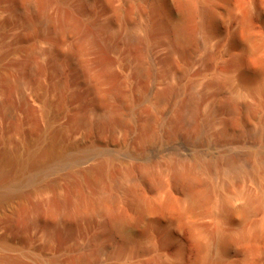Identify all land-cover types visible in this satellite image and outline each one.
I'll return each mask as SVG.
<instances>
[{
    "label": "rangeland",
    "instance_id": "1",
    "mask_svg": "<svg viewBox=\"0 0 264 264\" xmlns=\"http://www.w3.org/2000/svg\"><path fill=\"white\" fill-rule=\"evenodd\" d=\"M19 1L0 0V154L25 159L34 150L43 160L51 137L67 150L49 164L51 172L25 171L20 197L0 205V242L11 247H0V257L25 264H264V0H195L214 17L195 46L173 52L165 33L144 44L140 29L179 15L186 0H51L37 15ZM60 16L74 21L78 34L53 31ZM48 43L75 51L54 60L60 72L43 54ZM34 63L43 69L30 72ZM231 97L242 105L238 113L211 115ZM107 109L114 112L104 117ZM177 162L198 165L204 203L161 173ZM1 163L9 176L17 171ZM145 170L161 173V183L141 181ZM129 174L153 210L125 212L124 241L84 199L102 190L126 210ZM242 194L252 207L244 208Z\"/></svg>",
    "mask_w": 264,
    "mask_h": 264
},
{
    "label": "bare ground",
    "instance_id": "2",
    "mask_svg": "<svg viewBox=\"0 0 264 264\" xmlns=\"http://www.w3.org/2000/svg\"><path fill=\"white\" fill-rule=\"evenodd\" d=\"M17 1H19V0H17ZM50 1L51 0H20L19 2L20 3H22V2L25 3L26 4L25 6H27L33 13H36V15H37V13L38 14L39 13L42 14V12L44 13L43 10H45V7L49 4ZM105 1H107L106 3H108V5H109L110 2H108V0H105ZM196 1L195 0H186L184 2V4H183V6H184L183 7V12L181 11L182 13H179V15L176 14V16L173 15L174 17H169L166 14V16H164L161 19L160 22H158V23H156L154 25L146 24V25L142 26L141 29H140L141 33L143 34L141 40L143 42L144 41L145 42L146 41L149 42L152 37L157 35L159 32H163L169 37L170 44L172 45V48H171L172 52H173V50L180 51V50L186 49L187 47L190 48L191 45L195 46V43H196L197 36H198L199 32L202 31V30H206L208 28L211 20L214 17V14H215L213 9L208 8V7H204V6H199ZM62 3H64V1H62ZM85 3L87 4L89 2H85ZM161 14H162V12H161ZM61 16L58 19L55 18L57 20H55V19L53 20L56 23L55 30H53V31H55L57 34L62 33V32H66L68 34L69 33L71 34V33L75 32L76 34H78L77 31L79 30V28H78L77 24H73L72 22H74V21H72L70 23V22H68L69 20H67V19H65V18H63ZM162 16L163 15H161V17ZM56 17H59V16H56ZM198 17L201 18L200 21H197ZM50 20L47 19L48 22ZM44 21H45V19H44ZM49 23H51V21ZM105 28H106V26H105ZM52 34L55 35V33H52ZM62 38H63V36H62ZM53 41H52V43H53ZM82 41H83V39H82ZM151 41H152V39H151ZM60 42H61V40H60ZM145 42H144V44H145ZM48 45H49V43H48ZM146 45H148V43ZM47 47H48L47 49L46 48L44 49L45 51H43L44 52L43 54H47V56L49 55V59L51 58L53 60L52 62H55L54 61L55 59H57L59 57H62V56L64 57V60H65L66 58L70 57L71 52H75V51H73L74 49H72L71 52H70L71 49L70 50L68 49L69 51H67V50L65 51L63 49L64 51H62L61 48L59 49V45H55V44L54 45L53 44L49 45ZM45 57H46V55H45ZM71 59H72V56H71ZM57 62L54 63L53 68H54L55 71L60 72L61 71V66ZM41 69H43L41 67V65H38L37 63H34V64H31L30 72H38V71H41ZM105 95L106 94H101V96H103V98L105 97ZM107 97H105V98H107ZM186 105H187V107L190 110H194V108L196 106L195 99L190 97L187 100ZM241 107H242V105H239V104L235 103V101H233V99L231 97L229 99H225L224 101H222V105L221 106L211 108L210 113H211V115L215 114L216 112L222 110V108H223V109H226L228 112H230L232 114H236V113H238V111H239V109ZM247 107H248V105H247ZM113 112L114 111H112V113ZM109 113H111V112L107 109V110L104 111L103 116L107 117L109 115ZM101 117H102V115H101ZM108 119L106 118V120H108ZM48 137H51V136H48ZM53 139H55V137H51L49 139V148H47L48 149V153L46 152L48 154V156H46L47 154L45 153L46 154L45 157L46 158L48 157V158H47V161L45 160L46 158L43 159L44 162L46 161L45 163L42 162L43 164L40 163L43 160H40V159L36 160L35 159L34 156H35L36 152L35 153L32 152L34 150H32L31 152L29 151L30 153L29 154L27 153L25 155V156L28 155L25 159H17L15 157L13 158V157L4 156V155L0 154V155H2V156H0V159H1L0 163L2 162L1 165L3 164V166L6 168V167H10V165L14 164V166L16 165L15 169L17 168L16 169L17 171H14V174H13V171H11L12 174H10V176L8 175L7 170H5L4 168L0 169V177H2V179H3V176L5 177V176L8 175V177H9L8 181L6 179L5 182H7V183L5 185H1L0 184L1 185L0 186V205L9 204L10 201L13 198L20 197V194H21L20 193L21 192L20 191V186H21L22 182L25 180V178L23 179L25 171H28V173L29 172H31V173L34 172L36 174L37 173H40V174L44 173L45 171H47L50 168V167H48L49 164L53 163L52 162L53 160L57 161V159L59 158L60 154L64 153L67 150V149H64L65 151L63 152L61 150L62 147L61 148L57 147V144H56V142ZM90 150L92 151V149H90ZM0 153H2V152H0ZM37 156H38V154H37ZM60 158H62V156H60ZM75 159H77V158L75 157ZM68 160H69V158H68ZM103 163H105V162H103ZM209 164H210V162H209ZM231 164H230V166H232ZM103 166H104V164H103ZM196 167L182 165L179 162H177V163H172L169 166L165 167L161 171V173L165 174L169 178V181H170V183H171L173 188L182 189L187 194L188 198L193 203H204L207 200V194L204 191L203 187L205 186V184H204V181L201 178L203 173L199 170V167H198V169ZM232 167H236V165L232 166ZM11 168L14 169L12 166H11ZM225 168H227V167H225ZM207 169H208V174H210V172L213 171V167L212 166H211V168H210V166H208ZM237 169H238V167H237ZM48 171H50V170H48ZM28 173H26V174L28 175ZM160 174L157 173L154 170H145V171H143V173H140L138 178L141 181H147V182L148 181L149 182L150 181H156L157 183H161ZM32 175H33V173H32ZM127 176H128V177H126V180H128L127 183H131V184L127 188H124V193L129 199L128 202H127L126 210H120V209L117 208L116 205H117L118 198L114 194L109 193V192H105V191H102V190L98 191L97 194L94 193L95 195H93L92 197H88V198L84 199L85 203L88 205V211L89 212H91V213L92 212H101V213H105L107 215V220L105 222V225L107 227L108 233L116 234L120 238H122L124 241H127V239H128L127 238L128 234H127L126 213L125 212L128 211L129 209H134V208H142V210H144L145 213H150L153 210V208L147 204L145 196L142 195L141 193H139L135 189V182H136L135 179L131 178L130 174L127 175ZM29 179H27V180H29ZM28 182H30V181H28ZM137 182H138V180H137ZM4 183H2V184H4ZM23 183H25V182H23ZM158 186H159V184H158ZM124 193H122V194H124ZM242 195L246 199V204H245L244 208L248 209V208L252 207L253 200L250 197H248L247 194H242ZM127 197H125V198H127ZM241 210H242L241 208H237L236 209V211H241ZM37 216H38V214H37ZM95 238H97V237L95 236ZM0 243H1L0 244L1 248H4V249L11 248L10 245L5 243V242H0ZM0 264H25V263H23V261H21L18 258H11L9 256H3V257L1 256L0 257Z\"/></svg>",
    "mask_w": 264,
    "mask_h": 264
}]
</instances>
